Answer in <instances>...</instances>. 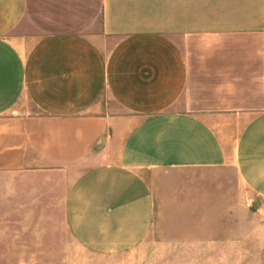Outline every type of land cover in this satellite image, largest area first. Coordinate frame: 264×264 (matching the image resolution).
Returning <instances> with one entry per match:
<instances>
[{"label":"crops","instance_id":"0c3cea01","mask_svg":"<svg viewBox=\"0 0 264 264\" xmlns=\"http://www.w3.org/2000/svg\"><path fill=\"white\" fill-rule=\"evenodd\" d=\"M0 172L68 176L96 255L264 202V0H0Z\"/></svg>","mask_w":264,"mask_h":264},{"label":"rangeland","instance_id":"374dc122","mask_svg":"<svg viewBox=\"0 0 264 264\" xmlns=\"http://www.w3.org/2000/svg\"><path fill=\"white\" fill-rule=\"evenodd\" d=\"M70 181L0 172V264H264V202L244 187L232 188L229 213L215 207V220L211 212H189L161 226L144 246L96 255L77 246L65 225Z\"/></svg>","mask_w":264,"mask_h":264}]
</instances>
